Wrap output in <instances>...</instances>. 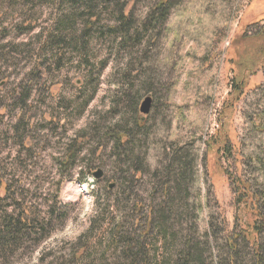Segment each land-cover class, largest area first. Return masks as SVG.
<instances>
[{
	"label": "rangeland",
	"instance_id": "obj_1",
	"mask_svg": "<svg viewBox=\"0 0 264 264\" xmlns=\"http://www.w3.org/2000/svg\"><path fill=\"white\" fill-rule=\"evenodd\" d=\"M160 1L0 0V177L27 202L66 211L63 225L41 247L25 251L21 264L38 263L42 249L50 264L117 261L116 251L109 250L101 262V252L111 225L131 220L132 208L120 192L125 166L105 132L118 124L132 128L131 108L117 107L114 100L128 97L139 108L147 95L152 101L145 135H138L134 148L143 175L126 183L131 197L144 198L137 214L145 218L153 187L171 162L169 143L176 142L186 148L193 171L180 194L185 216L175 228L185 233L196 222L197 240H212L207 264L226 254L222 232L202 235L208 219L220 224L223 217L229 231L235 221L227 179L214 163L217 144L207 146V140L223 121L238 145L243 112L253 102L264 108L263 97L249 92L246 100L223 109L233 74L227 61L232 41L264 23V0H167L166 17L146 29L151 7ZM121 10L130 12V35L140 32L139 41L122 46L120 35L108 29L119 22ZM91 14L97 18L88 28ZM49 34L63 40L62 52L47 40ZM247 82L250 91L264 83V73L258 70ZM240 145L243 154L259 151L264 136L248 135ZM69 150L77 152L72 169L60 165ZM228 165L234 169L223 160ZM97 169L103 178L93 177ZM81 246L84 254L75 259Z\"/></svg>",
	"mask_w": 264,
	"mask_h": 264
},
{
	"label": "trees",
	"instance_id": "obj_2",
	"mask_svg": "<svg viewBox=\"0 0 264 264\" xmlns=\"http://www.w3.org/2000/svg\"><path fill=\"white\" fill-rule=\"evenodd\" d=\"M81 1L90 3L93 0ZM102 1L109 3L110 0ZM167 13V0L155 3L150 9L145 28L161 23ZM91 15L88 18V28L97 18L96 15ZM118 20L117 24L111 25L108 29L120 35L119 39L122 41L120 46L129 41L133 43L140 40L139 30L133 36L130 35L132 21L130 12L121 10ZM47 40L62 52V39L49 34ZM232 49L233 52L227 61L233 74L229 78L231 89L228 99L223 103L225 110L233 107L235 103L246 100L249 92L262 96L264 100V83L256 84L247 91L248 77L254 76L258 70L264 73V23L257 22L252 28L248 27L236 36L232 41ZM114 102L117 107L128 104L133 113L131 129L127 130L125 126L118 124V127H109L105 132V136L112 141V148L116 150L119 163L125 166V170L120 172V192L125 194L131 203L132 216L131 220L118 221L111 225L104 250L101 252L103 254L101 262L106 261L107 251L115 250L117 261L114 264H207V254L210 252L209 245L212 240H197L195 234H199L200 231L196 222L190 223L184 234L181 232L182 227L181 230L175 228V224L179 225L185 216L182 212L185 198H181L180 194L186 192L188 174L193 171V164L184 155L186 148L178 147L176 142L175 145L169 143L171 162L165 165L153 187L154 190L147 200V213L143 219L137 213L144 204V198L138 195L131 197L126 183L138 181L143 175L134 148L136 141L140 139L137 138L138 135H145L147 117L139 112L137 102L133 103L128 97ZM243 119L244 136L241 142L248 135L264 136V108L260 109L258 103L253 102L246 108ZM219 126L207 140V146L217 144L214 163L218 169H222L227 179L233 197L235 221L233 229L229 231L223 217L220 224L208 219L202 235L206 238L215 237L217 233L222 232L225 236L226 254L215 264H264V146L259 151L252 149L243 154L239 147L241 142L235 146L223 121ZM99 149L100 147H96V151ZM76 157L77 152L69 150L60 165L72 169L76 165ZM223 160L224 163H232L234 169L230 170L229 165L223 166ZM236 166L238 169L240 167L239 173L235 170ZM195 210L201 213V204H198ZM239 213L244 214L242 218L245 219H242ZM65 217L66 211L63 206L55 204L43 210L39 205L27 202L24 196L16 195L14 187L0 177V264L17 262L21 264L25 251L31 253L41 247L54 230L63 225ZM124 223L129 224L124 227ZM44 251L45 249H42L43 253L38 263L30 261L23 264H50L43 259L46 253ZM76 251L75 259H80L85 247L81 246ZM209 264H213L212 259Z\"/></svg>",
	"mask_w": 264,
	"mask_h": 264
},
{
	"label": "water",
	"instance_id": "obj_3",
	"mask_svg": "<svg viewBox=\"0 0 264 264\" xmlns=\"http://www.w3.org/2000/svg\"><path fill=\"white\" fill-rule=\"evenodd\" d=\"M151 101H152V98L151 96L147 95L143 100L142 102L140 103V106H139V112L142 113L143 115H146L149 113L150 111V108H151ZM93 177L96 178V179H99L102 177L103 175V172L101 169H97L96 171H94L92 173ZM113 187V184H109V188H112Z\"/></svg>",
	"mask_w": 264,
	"mask_h": 264
},
{
	"label": "built area",
	"instance_id": "obj_4",
	"mask_svg": "<svg viewBox=\"0 0 264 264\" xmlns=\"http://www.w3.org/2000/svg\"><path fill=\"white\" fill-rule=\"evenodd\" d=\"M213 129H214L213 126H211V127L209 128V130H208V131H209V134L212 133V130H213Z\"/></svg>",
	"mask_w": 264,
	"mask_h": 264
}]
</instances>
